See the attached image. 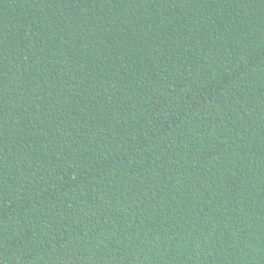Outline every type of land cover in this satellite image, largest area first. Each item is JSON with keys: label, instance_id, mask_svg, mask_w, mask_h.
<instances>
[{"label": "trees", "instance_id": "obj_1", "mask_svg": "<svg viewBox=\"0 0 264 264\" xmlns=\"http://www.w3.org/2000/svg\"><path fill=\"white\" fill-rule=\"evenodd\" d=\"M0 264H264V0H0Z\"/></svg>", "mask_w": 264, "mask_h": 264}]
</instances>
